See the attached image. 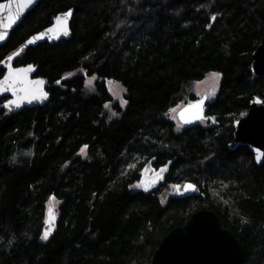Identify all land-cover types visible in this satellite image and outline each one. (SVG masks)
<instances>
[{
	"label": "trees",
	"instance_id": "16d2710c",
	"mask_svg": "<svg viewBox=\"0 0 264 264\" xmlns=\"http://www.w3.org/2000/svg\"><path fill=\"white\" fill-rule=\"evenodd\" d=\"M69 9L68 38L23 47ZM263 24L264 0H40L0 46V61L22 47L14 65L36 66L49 93L16 113L0 98V264H149L201 208L234 233L242 264H264V158L257 166L247 148H227L253 95L264 101V74L249 70ZM209 72L220 81L207 125L175 129L168 111L195 100L189 86ZM181 181L200 195L178 197ZM53 197L57 220L43 239Z\"/></svg>",
	"mask_w": 264,
	"mask_h": 264
},
{
	"label": "water",
	"instance_id": "95a60500",
	"mask_svg": "<svg viewBox=\"0 0 264 264\" xmlns=\"http://www.w3.org/2000/svg\"><path fill=\"white\" fill-rule=\"evenodd\" d=\"M39 1L31 0V3H27V0H0V35L4 37L0 39V46L7 41L15 26ZM21 4L25 6L21 7ZM69 13L66 20L63 19ZM58 17L62 22L58 23ZM71 18V9L57 13L49 25L29 35L23 47H33L41 42L51 45L68 38ZM50 29L52 31H49ZM65 29L67 34H64ZM30 40L33 42L29 43ZM21 50L22 47L17 48L0 61V67L3 68V74L0 77V98H4L2 107L11 113H16L25 107H43L49 101L44 79L35 75L36 66L31 63L14 65L16 57L14 54ZM9 57L12 59L9 60ZM251 60L249 67L251 77L255 78L264 74V24L262 37L251 55ZM25 69L30 70L18 72V70ZM10 73L13 74L12 78L5 80ZM12 102H17L20 106L16 107V104ZM207 103L206 96L203 95L184 104L177 111L176 116L182 124L187 126L199 123L205 119L204 107ZM197 105L198 107H193ZM185 120L190 122L185 123ZM232 127L234 131L231 141L227 144L228 150L233 151L238 147H245L252 153L254 163L257 166L260 165L264 158V155H260V159L257 160L258 154H264L263 99L258 95H253L247 112L244 116L235 119ZM187 185H192V188L187 189ZM174 189L180 198L200 195L199 187L192 181H181L175 184ZM52 210L51 222L49 208L46 212L42 229L43 236L45 232H48L49 237L54 231L57 216L53 207ZM243 257V247L234 233L220 225L215 211L201 208L192 212L182 226L171 228L160 239L149 264H242Z\"/></svg>",
	"mask_w": 264,
	"mask_h": 264
},
{
	"label": "rangeland",
	"instance_id": "374dc122",
	"mask_svg": "<svg viewBox=\"0 0 264 264\" xmlns=\"http://www.w3.org/2000/svg\"><path fill=\"white\" fill-rule=\"evenodd\" d=\"M94 79H95L94 77L87 78L86 83L91 84L94 81ZM89 81H91V83H89ZM219 81H220V74L218 72H209L202 80L191 83L189 86V91L191 93H193L196 98H199V97L205 95L206 100L210 101L215 97V95L217 93ZM105 84H106L107 91L110 94L112 100L117 102V104L122 109H124L126 106V101L123 99V88L118 84V82H116L112 79L106 80ZM184 104H185V102L179 103L178 105H176L175 107L170 109L168 111V114H167L168 118L173 121L174 127L177 130H180V129L184 128V126H186V125L182 124L176 116L177 111ZM110 105L111 104H107L106 107L109 108ZM173 110H175V111H173ZM111 114H113L112 111H111ZM199 123H200V125H203V126L207 125L204 120H201ZM81 149L79 150L78 155L82 158H86L87 157L86 151L84 153H81ZM156 175L158 178L160 176V172H158L156 174H152V173L151 174H145L143 176L141 184H139V186L151 187L156 182ZM173 191L175 193L174 188H173Z\"/></svg>",
	"mask_w": 264,
	"mask_h": 264
},
{
	"label": "snow or ice",
	"instance_id": "6c2138e0",
	"mask_svg": "<svg viewBox=\"0 0 264 264\" xmlns=\"http://www.w3.org/2000/svg\"><path fill=\"white\" fill-rule=\"evenodd\" d=\"M27 3H31V0H27ZM24 6H25V4H21V7H24ZM67 15H70V13H69V14H66L65 17H64L63 19L66 20ZM57 19H58V23L62 22V21H61V18L58 17ZM49 31H52V30L50 29ZM64 34H67L66 29H65V31H64ZM3 38H4L3 35H0V39H3ZM32 42H33L32 40L29 41V43H32ZM14 55H19V52L15 53ZM11 59H12V57H9V60H11ZM28 70H30V69L18 70V72H19V71H28ZM12 75H13V74L10 73L9 76L5 77V80H9V79H11V78H12ZM214 75H215V74H214ZM37 83H40V82H37ZM89 83H91V81H89ZM110 83H111V82H110ZM5 90H7V89L5 88ZM34 98H35V97H34ZM12 103H15V104H16V107H19V106H20L19 103H17V102H12ZM201 103H202V101H201ZM193 107H198V105H197V106H193ZM173 111H175V110H173ZM181 115L183 116V114H181ZM197 118H199V117H197ZM189 122H190V121L185 120V123H189ZM86 148H87V146H84V148L81 149V153H84L85 150H86ZM260 155H264V154H258V156H257V160L260 159ZM161 171H163V170H161ZM186 188H187V189H191V188H192V185H187ZM177 190H179L178 187H177ZM54 199H55V198L53 197V198L50 200V202H49V218H50V222H51V220L53 219L52 200H54ZM48 234H49L48 232H45V234H44V236H43V239H47Z\"/></svg>",
	"mask_w": 264,
	"mask_h": 264
},
{
	"label": "flooded vegetation",
	"instance_id": "af4514ba",
	"mask_svg": "<svg viewBox=\"0 0 264 264\" xmlns=\"http://www.w3.org/2000/svg\"><path fill=\"white\" fill-rule=\"evenodd\" d=\"M205 121V120H204Z\"/></svg>",
	"mask_w": 264,
	"mask_h": 264
}]
</instances>
